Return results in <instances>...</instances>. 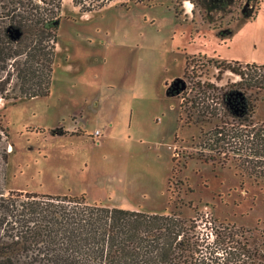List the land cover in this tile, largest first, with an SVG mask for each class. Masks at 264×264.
<instances>
[{"label": "rangeland", "instance_id": "374dc122", "mask_svg": "<svg viewBox=\"0 0 264 264\" xmlns=\"http://www.w3.org/2000/svg\"><path fill=\"white\" fill-rule=\"evenodd\" d=\"M259 2L142 0L82 14L62 0L49 95L0 99L5 190L151 214L175 206L183 218L250 230L264 255V178L197 158L204 145L196 127L178 123L177 97L186 57H196L193 81L221 95L240 78L214 62L264 64V26L247 24ZM259 99L254 121L264 124Z\"/></svg>", "mask_w": 264, "mask_h": 264}, {"label": "trees", "instance_id": "16d2710c", "mask_svg": "<svg viewBox=\"0 0 264 264\" xmlns=\"http://www.w3.org/2000/svg\"><path fill=\"white\" fill-rule=\"evenodd\" d=\"M139 2L72 0L82 14ZM61 7L62 0H0V99L49 95ZM195 58L186 57L177 97L178 123L196 127L204 145L197 158L220 167L233 163L249 178H264V124L254 121L255 103L264 93V65L242 68L238 61H222L221 68L213 59L219 73L229 70L240 78L221 95L213 83L188 75ZM6 137L0 121L4 164ZM177 209L151 214L88 204L83 197L6 191L0 176V264H264V255L250 246V230L197 212L183 218Z\"/></svg>", "mask_w": 264, "mask_h": 264}, {"label": "crops", "instance_id": "0c3cea01", "mask_svg": "<svg viewBox=\"0 0 264 264\" xmlns=\"http://www.w3.org/2000/svg\"><path fill=\"white\" fill-rule=\"evenodd\" d=\"M263 3H264V0H260L255 15L253 17H251V19H248V23H247L248 25L254 26V28H259V29H262L263 28V26H264V9H263ZM239 63H243V64H253V63L247 62V61L239 62ZM254 64H256V63H254ZM257 65H262V64H257Z\"/></svg>", "mask_w": 264, "mask_h": 264}]
</instances>
